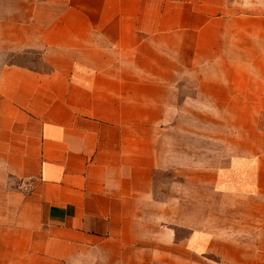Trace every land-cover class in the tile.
Segmentation results:
<instances>
[{
    "label": "crops",
    "instance_id": "1",
    "mask_svg": "<svg viewBox=\"0 0 264 264\" xmlns=\"http://www.w3.org/2000/svg\"><path fill=\"white\" fill-rule=\"evenodd\" d=\"M203 102L264 116V0H0V264H264L263 154L189 221L164 148Z\"/></svg>",
    "mask_w": 264,
    "mask_h": 264
},
{
    "label": "rangeland",
    "instance_id": "2",
    "mask_svg": "<svg viewBox=\"0 0 264 264\" xmlns=\"http://www.w3.org/2000/svg\"><path fill=\"white\" fill-rule=\"evenodd\" d=\"M27 62L40 65V58L33 56ZM195 110V106H188V114L178 118L175 127L171 130V137L167 139L165 153L169 159H183L188 170L198 168L204 170L203 189L189 188L187 190V213L189 221L202 218L209 227L213 221L227 222L226 207L228 198L219 195L211 184L212 169H227L230 159H261L264 148H261V130L264 131V116L252 115L245 117L237 115L228 117L224 105L218 115L209 113L206 102ZM190 104V103H189ZM198 114H190L195 112ZM253 111L255 108L253 107ZM235 125V130L233 129ZM249 119V120H248ZM248 120V121H247ZM250 122L251 131H239V127ZM249 126V125H248ZM246 126V127H248ZM260 127L262 129L260 130ZM173 164V163H172ZM175 169L158 174L159 185L166 191L173 180L183 181L179 174L180 163L174 165ZM164 184V185H163ZM168 187V188H167ZM190 187V186H189ZM194 187V186H193ZM225 206V208H223ZM197 214V216H196Z\"/></svg>",
    "mask_w": 264,
    "mask_h": 264
}]
</instances>
